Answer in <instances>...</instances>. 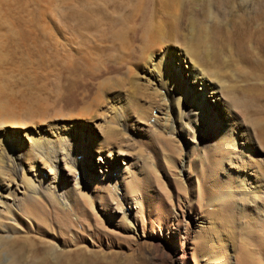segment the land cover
Returning a JSON list of instances; mask_svg holds the SVG:
<instances>
[{
    "label": "rangeland",
    "instance_id": "obj_1",
    "mask_svg": "<svg viewBox=\"0 0 264 264\" xmlns=\"http://www.w3.org/2000/svg\"><path fill=\"white\" fill-rule=\"evenodd\" d=\"M257 1L233 0L232 7L223 5L228 34L238 33L240 16L251 20L249 34L257 36L250 62L226 48L220 49V55L225 62L221 63L222 77L230 90L238 96L264 99V13L253 8ZM144 4L145 0H0V146L13 148L10 160L0 153V169H5L0 177V236L15 240L19 247L35 244L40 249L37 259L48 256L49 264H264V144L254 127H248L253 122L237 108L230 118L225 112L217 115L220 124L232 118L234 137L227 140L234 138L236 144H231L238 147L231 154L232 161L222 167L223 173L232 174L231 194L224 201L215 193L222 177L211 164L215 156L220 158L217 134L206 131L194 105L182 99L184 114L177 115V127L164 128L167 143L177 148L179 158L169 164L161 142L152 138L151 130L165 125L159 110L154 109L156 116L148 121L146 116L135 115L130 122L120 120L116 125L110 106L115 94L127 100L126 88L105 93V101L89 116L72 110L82 106L77 92L63 93L57 88L69 65L89 61L97 67L109 54L112 61H127L133 46L116 34H135ZM216 25L211 24L214 34ZM176 45L181 46L180 42ZM138 80L145 88L147 79ZM152 84L165 92L158 80ZM217 89L226 103L228 93ZM170 91L178 99L179 92ZM193 92H203V86L196 82ZM143 94L140 101L146 103L147 93ZM157 116L162 121L152 128L149 125L156 123ZM256 116V127L261 128L264 120L262 125L257 123L264 114ZM81 136L86 155L78 154ZM60 137L73 143L70 154L67 148H58ZM31 138L50 143L48 147L34 145L38 159L24 155ZM108 140L115 143L106 144ZM209 144L214 147L208 148ZM55 150L64 152L57 151L58 158L51 161ZM71 157L83 162L84 169ZM7 160L11 165L6 167ZM203 169L209 176L218 175L219 182L214 185L207 179L202 186ZM235 175L260 185L241 215L235 213L236 206L242 205ZM123 177L133 181L128 185ZM27 179L32 188H25ZM107 183L112 191L106 189ZM132 184L137 185V193H130L126 201L125 187ZM47 242L56 245V255H47L42 247Z\"/></svg>",
    "mask_w": 264,
    "mask_h": 264
},
{
    "label": "bare ground",
    "instance_id": "obj_2",
    "mask_svg": "<svg viewBox=\"0 0 264 264\" xmlns=\"http://www.w3.org/2000/svg\"><path fill=\"white\" fill-rule=\"evenodd\" d=\"M232 3L233 0H145V7L143 6L142 8V6L140 5L139 16L137 17V19H140V23H138L136 29L134 25V29L136 30L135 34H116V37L127 39L133 46V52L127 61L126 59H122L121 56L118 55L117 57L119 59L121 58L122 61H112L113 54L111 56L112 58L109 59L110 54L107 55L109 57L108 58L105 53L107 59L104 58L106 60L102 62L100 66L95 67V64L92 66L88 63L89 61L69 65L63 70V75L57 83L59 92L61 91L63 93H66L74 90V92L78 93V95L80 96L79 101L82 106L81 108H76L77 106H75L72 108V110H77L78 114L82 116L91 115L93 110L97 106L99 107L102 102L105 101V93L112 91V93L115 94V90L113 89L117 90L122 88H126L128 91V96L126 97L127 100L125 101L121 99V95L115 94L113 96L114 98H116V100H114L113 104H111L110 106L111 118L114 120L116 125L120 120L124 121L125 123L130 122L131 118L135 117V115H137V117L142 116L144 117V119L146 116L145 120L148 121L151 117L156 116L153 112L154 109L159 110L160 113L164 114V117L162 119L165 125L161 126L162 128L160 127L159 129H156V124H158L161 119V116H157L155 117L156 123L149 126H151L152 128H155L156 126L155 129L151 130L153 132L152 135L154 136L152 138L153 140L161 142L160 147H162V154L167 160V163L169 162V164L179 162V158L177 156V148H174L170 143H167L168 139L164 134V128L169 124L172 125V128H175V122L178 121L177 115L184 114V101H187L188 104L194 105V111L199 116L203 117V123L205 124L206 131L208 133L217 134L216 148H218L219 151L216 153H219L220 158H217L215 156L214 158L216 161L211 160V164L215 169H218L216 170L219 172L217 174H220V176L222 177L221 179L219 177V181L222 184L219 183V187H217L216 185V188L214 187L216 191H214L218 198L221 200L223 199L224 201H228L229 194H231L230 192L232 188V174L228 171L225 172L226 170L224 171L225 173H223L222 171L224 168L222 167L227 164V160H231V154L237 146H235L234 144L236 143L232 141L234 140V138L231 140L234 144H231V141L227 140L232 138V136L234 135L233 133L235 132V125L232 122V118L228 119V122L226 121L224 124H220L219 120H217V115H219L220 112H225L230 118L238 110V112L244 114L249 122H253L254 125L249 124L250 126L248 125V127H254V131H256L259 137H261L264 144V128H262L264 126H262L261 128L256 127L255 122L259 118H254V116L256 115L264 114V99L261 97H254L252 95L249 98L238 96L230 90V85L226 84V80L223 79L224 73L222 69L224 67H222L223 64L221 63L225 64V62L221 61L222 58L220 55V49H229L239 55L242 60L250 62L252 54H250V48L252 47V43L255 42V38L257 36L249 34V25L251 23V20H249V18L245 16H240L238 18V33H227L228 28L226 30L225 24L223 23L225 19L223 5L232 7ZM253 8L264 13V0H258ZM132 9L134 10L135 7H133ZM116 22L118 23L119 21ZM214 22H217L216 34H214V27L211 26V24ZM176 42H180L181 46H177ZM225 52L228 53L227 51H224V53ZM114 60L118 59L115 58ZM175 62L176 64H179V67L175 66ZM200 67H202V69ZM182 68H185L186 71L183 72ZM225 71L226 70L224 69V72ZM183 76H186V78H184ZM209 76L214 77L217 82H211L208 78ZM138 78H146L148 84L147 82L145 84L148 87L144 84L145 88H143L144 86L140 85L143 83H140V80H138ZM153 80H158V85L160 84L161 86H163L165 92L162 90H158L160 89V87H158L157 89L154 86L155 84H152ZM196 82L200 83V85L203 86V92H198V94L193 92L195 91ZM150 83L152 84L151 86L149 85ZM217 86L222 88L223 92L226 91L228 93H226L227 96L225 95L227 97L226 103L221 100V96H219V90L217 89ZM149 87L152 88V90H150ZM146 88L147 91H145ZM171 89L179 92L180 96L178 97V99L173 97V95L170 93ZM160 91H162L163 93H161ZM143 92L147 93V96H144V99L147 97L146 103H144L145 101L142 103L140 101V99H143V95H145L143 94ZM118 96L121 98H119ZM141 96L142 98H140ZM62 99L63 95L61 94L58 102H60ZM182 99L184 101H182ZM216 106H218L217 110L215 109ZM219 106H221V111ZM234 107L237 108V110L234 109ZM253 118L254 120H257L254 121ZM263 120L264 119H262V121L260 120V123L258 122L257 125L261 124ZM167 127L169 128V126ZM108 133H112V130L109 129ZM110 138L115 137L111 134ZM113 140H108L105 143L113 144L115 143L113 142ZM42 142L43 141H39L38 138L32 139L30 148L24 149V155L27 157V159H38L39 154L38 152H36V148L34 147V145L45 147L50 144H43ZM84 142L86 141H84V138L81 136L80 144L78 147V154H87L88 151L83 147ZM64 144L67 147H62V145ZM59 145L61 149H68L67 155L69 153V150H72L74 148L73 143H71L69 139L65 140L61 138L59 140L58 148ZM211 147L214 146H211L209 144L208 148L211 149ZM104 150L102 149V151ZM192 150L194 152L195 148H192ZM11 151H13L11 145L0 146V153L2 155H8L7 157H9V160L11 158ZM57 151L60 153L64 152H62V150H55V154L53 156L54 158H52L51 161L58 158ZM242 151L245 150L242 149ZM9 160L6 161V167L7 164L11 165ZM73 161L78 163L76 161V157L72 158V162ZM78 164L84 169L83 162ZM4 170V168L0 169V177L3 175ZM208 174L209 172H207V169L202 170V186L207 179H210L211 183L214 185L216 181H218V175L217 177H215V173H211L210 176ZM252 175L253 177H256V173ZM26 178L27 177H25V174H23V179ZM234 178H236L237 182H239L241 195L240 201L242 202V205L236 206L238 212L235 213H241L245 211L246 207L244 208V205L250 203L251 194L259 191L258 187L260 185H254L252 179H244L245 177L243 178L242 176H239L237 178L235 175ZM123 179L125 180V183L128 182V185L129 181H133L126 179V177H123ZM233 183H235L234 180ZM32 185L33 183L30 182V179L25 180L26 189L32 188ZM136 186V184H132L130 188L128 186L125 187L126 189L123 193V197L124 199H126V201L129 197L128 195L137 193ZM106 189H108L109 191L112 189L110 184H106ZM116 193L117 191H115L114 196H117ZM114 199L117 200L118 203H121V200L117 197H114ZM30 209L33 211L34 207L31 205ZM229 209L230 208H228V210ZM230 212L232 213V211ZM229 214L230 213H228L227 216H230ZM44 215H46L45 212ZM233 216L236 215L234 214ZM56 217L59 216L56 214ZM230 219H232V217ZM230 219H227V222H230ZM63 229L67 230L65 227L61 228V230ZM42 247H45L44 249L47 250L45 251L48 252L47 255H56L55 252L57 251V248L53 242H47L46 245H42ZM38 251L40 252V249L37 248L35 244H29L28 247H19L15 240L12 241L7 237L0 236V264H49L50 261L47 259L48 256L45 258H41V260L37 259L36 256L38 254ZM20 253H22V255ZM35 259H37L38 261L36 262Z\"/></svg>",
    "mask_w": 264,
    "mask_h": 264
}]
</instances>
